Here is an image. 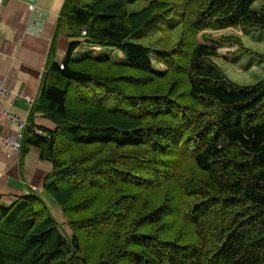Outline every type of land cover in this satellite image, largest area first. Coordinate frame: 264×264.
<instances>
[{"label":"trees","instance_id":"trees-1","mask_svg":"<svg viewBox=\"0 0 264 264\" xmlns=\"http://www.w3.org/2000/svg\"><path fill=\"white\" fill-rule=\"evenodd\" d=\"M255 1L66 0L31 109L55 128L25 125L20 152L52 163L43 190L72 235L37 193L0 205V264H264V80L231 81L215 42L250 51L211 33L264 29ZM176 10L171 48L130 41ZM82 43L125 62L75 58Z\"/></svg>","mask_w":264,"mask_h":264},{"label":"crops","instance_id":"crops-1","mask_svg":"<svg viewBox=\"0 0 264 264\" xmlns=\"http://www.w3.org/2000/svg\"><path fill=\"white\" fill-rule=\"evenodd\" d=\"M65 2L7 0L0 7V77L6 90L0 96V103L24 120L25 125L33 123L41 135L55 126L42 114H32L31 109L39 96L56 22ZM29 4H34L36 9H30ZM69 42L65 32L55 37L56 62L61 63ZM82 47L83 43L76 49L75 58L81 57ZM17 131L16 121L0 117V136L15 137ZM52 169V163L42 159L41 150L35 146L22 153L0 144V205L10 207L18 199L37 193L55 218H61L60 208L43 190L44 180Z\"/></svg>","mask_w":264,"mask_h":264},{"label":"rangeland","instance_id":"rangeland-1","mask_svg":"<svg viewBox=\"0 0 264 264\" xmlns=\"http://www.w3.org/2000/svg\"><path fill=\"white\" fill-rule=\"evenodd\" d=\"M147 3L136 2L128 6L129 12H137L142 10ZM264 7V0H256L251 8L253 11L261 14ZM179 15V10H176L171 18L161 20L154 25L146 28L144 33L130 39L145 45H152L158 48H171L181 36V29L174 26ZM215 39L223 35H235L240 37L243 45L250 51H240L235 43H215L219 45L220 55L215 58V62L221 67L228 78L234 83L242 86L255 85L264 80V29L258 28H244V29H226L221 31L211 32ZM95 47V48H94ZM83 52L81 58L84 56H91L97 59L109 58L116 62H125L121 52L113 49H101L98 46H91L83 43ZM84 54V55H83ZM153 67L156 71H161L164 66L157 63L153 59ZM55 216V215H54ZM57 220L60 225L62 233L68 238L72 235V230L69 227L64 216Z\"/></svg>","mask_w":264,"mask_h":264},{"label":"built area","instance_id":"built-area-1","mask_svg":"<svg viewBox=\"0 0 264 264\" xmlns=\"http://www.w3.org/2000/svg\"><path fill=\"white\" fill-rule=\"evenodd\" d=\"M6 2L7 0H0V7L3 6ZM28 7L33 10L36 9V6L34 4H29ZM85 34H86V30L83 29L82 35H85ZM5 93H6V90L3 85V79L0 77V96L4 95ZM0 117L16 121L18 124V131L15 137L0 136V144L5 147H9L15 152H19L21 150V142L23 139V130L25 127V121L18 118L13 113H11V111L8 108L2 106L1 103H0Z\"/></svg>","mask_w":264,"mask_h":264}]
</instances>
